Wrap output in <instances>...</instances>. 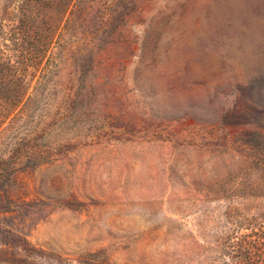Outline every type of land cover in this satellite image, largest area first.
Here are the masks:
<instances>
[{"label": "rangeland", "instance_id": "1", "mask_svg": "<svg viewBox=\"0 0 264 264\" xmlns=\"http://www.w3.org/2000/svg\"><path fill=\"white\" fill-rule=\"evenodd\" d=\"M262 150L264 0H0V264H229Z\"/></svg>", "mask_w": 264, "mask_h": 264}, {"label": "trees", "instance_id": "2", "mask_svg": "<svg viewBox=\"0 0 264 264\" xmlns=\"http://www.w3.org/2000/svg\"><path fill=\"white\" fill-rule=\"evenodd\" d=\"M50 1L55 2L56 0H49V2ZM35 19V16H31V14H29L24 18V23L28 22L30 25H32V22H34ZM253 152L255 153L254 156L258 155L255 158L258 159V161L264 163V150H262L261 152ZM26 153L30 154L34 158V160L39 163L47 161L52 157L50 154V150L38 152L33 148L32 151L28 149L26 152H24V154ZM20 154L21 153L16 154L14 159L20 158L22 156V154ZM257 166L259 165L257 164ZM239 188L241 190L242 186H239L238 190ZM256 190L259 191V196L261 194L264 195V187H260V189L256 188ZM253 195H255V190H253ZM261 216L264 218V215ZM247 228L249 227H246V229ZM251 230L252 231H248L247 229V231L245 232H242L240 230V232L235 231L233 234L230 233L221 243L222 254L228 255L231 260L229 264H264V225L258 227V229Z\"/></svg>", "mask_w": 264, "mask_h": 264}]
</instances>
